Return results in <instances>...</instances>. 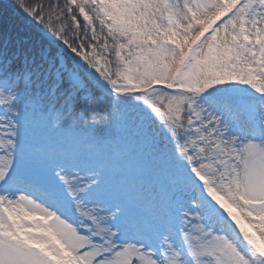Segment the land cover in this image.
Here are the masks:
<instances>
[{"label": "snow or ice", "instance_id": "1", "mask_svg": "<svg viewBox=\"0 0 264 264\" xmlns=\"http://www.w3.org/2000/svg\"><path fill=\"white\" fill-rule=\"evenodd\" d=\"M0 264H264V0H0Z\"/></svg>", "mask_w": 264, "mask_h": 264}]
</instances>
